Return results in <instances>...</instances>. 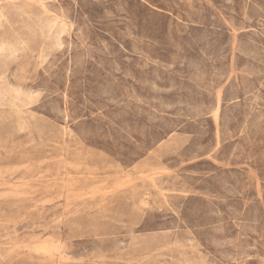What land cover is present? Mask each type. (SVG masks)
<instances>
[{"label":"rangeland","instance_id":"1","mask_svg":"<svg viewBox=\"0 0 264 264\" xmlns=\"http://www.w3.org/2000/svg\"><path fill=\"white\" fill-rule=\"evenodd\" d=\"M0 264H264V0H0Z\"/></svg>","mask_w":264,"mask_h":264},{"label":"bare ground","instance_id":"2","mask_svg":"<svg viewBox=\"0 0 264 264\" xmlns=\"http://www.w3.org/2000/svg\"><path fill=\"white\" fill-rule=\"evenodd\" d=\"M125 18V17H124ZM128 18V17H127ZM134 46V45H133ZM138 47V46H137ZM11 73V72H10Z\"/></svg>","mask_w":264,"mask_h":264}]
</instances>
